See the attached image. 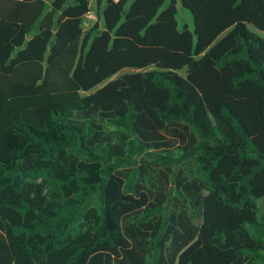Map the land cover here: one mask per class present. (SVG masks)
Masks as SVG:
<instances>
[{
    "label": "trees",
    "instance_id": "obj_1",
    "mask_svg": "<svg viewBox=\"0 0 264 264\" xmlns=\"http://www.w3.org/2000/svg\"><path fill=\"white\" fill-rule=\"evenodd\" d=\"M167 1L0 0V264H264V0Z\"/></svg>",
    "mask_w": 264,
    "mask_h": 264
},
{
    "label": "rangeland",
    "instance_id": "obj_2",
    "mask_svg": "<svg viewBox=\"0 0 264 264\" xmlns=\"http://www.w3.org/2000/svg\"><path fill=\"white\" fill-rule=\"evenodd\" d=\"M171 1L172 0H168L165 7H167L171 3ZM177 3H178L177 20H178L180 29H183L185 27V25H188L191 30H194V20H193L191 13L182 6L181 0H177ZM92 20H95V15L93 13H91L87 17V25H89L90 21H92ZM253 30L258 32L259 34L263 35L259 31L255 30V29H253ZM128 71L129 70H125L122 73H125Z\"/></svg>",
    "mask_w": 264,
    "mask_h": 264
},
{
    "label": "built area",
    "instance_id": "obj_3",
    "mask_svg": "<svg viewBox=\"0 0 264 264\" xmlns=\"http://www.w3.org/2000/svg\"><path fill=\"white\" fill-rule=\"evenodd\" d=\"M87 25V24H86Z\"/></svg>",
    "mask_w": 264,
    "mask_h": 264
}]
</instances>
